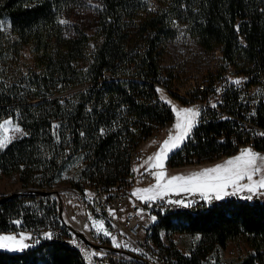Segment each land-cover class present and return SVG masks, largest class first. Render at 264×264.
Returning <instances> with one entry per match:
<instances>
[{
  "label": "trees",
  "instance_id": "16d2710c",
  "mask_svg": "<svg viewBox=\"0 0 264 264\" xmlns=\"http://www.w3.org/2000/svg\"><path fill=\"white\" fill-rule=\"evenodd\" d=\"M86 11L94 25L85 21ZM182 29L205 52L220 49L222 62L206 71L231 66L238 78H247L225 87V113L201 111L168 163L213 161L246 145L264 151V135L245 126L249 121L264 130V90L256 115L242 97L264 79V0H0V120L12 116L24 132L0 149V176L17 174L22 185L0 196V231L15 230L16 218L34 229L59 216L60 204L48 190H55L77 156L82 166L73 189L82 195L85 185L96 188L90 208L103 196L123 193L134 152L175 120L156 84L172 88L176 82L173 72L180 68L165 71L161 61ZM176 90L168 92L189 103ZM201 93L194 89L191 95ZM174 196L186 203H155L148 230V241L169 264H202L214 247L238 237L252 249L239 264H264V196ZM162 231L199 234V240L187 255L172 241L165 245ZM70 237L56 235L19 251L0 249V264H115V256L126 255L113 249H104L107 256L86 255L93 246Z\"/></svg>",
  "mask_w": 264,
  "mask_h": 264
},
{
  "label": "rangeland",
  "instance_id": "374dc122",
  "mask_svg": "<svg viewBox=\"0 0 264 264\" xmlns=\"http://www.w3.org/2000/svg\"><path fill=\"white\" fill-rule=\"evenodd\" d=\"M83 15L86 22L91 21V24L94 25V20L90 11H86L85 13H83ZM7 26V21H4L3 27L7 29ZM221 62L222 55L219 48L211 52H205L189 36V34L182 29L180 36L176 40L168 44V47L166 48V51L162 56L161 64L164 67L165 71H169L173 68H180L181 70H183L184 79L182 80V82L178 81L173 84L177 90L180 89L181 93L184 94L185 89H191L193 87L194 81L198 79L204 71L212 69L216 65H219ZM158 89L162 90V94L167 98V100L172 101V103L175 104L178 108L196 107L199 108L201 112L202 109L197 103L189 102L187 104H184L180 98L172 93H169L162 87L157 86V90ZM158 95L159 99L162 100L161 92H158ZM5 121L10 122V124L7 125L8 131L7 133H4L3 130L0 129V136L7 135L8 137L12 138V141L24 134L21 126L12 116L1 119L0 125H4ZM175 123L176 116L172 125L160 127L156 131L158 134L157 136L153 135L142 142V144L133 154V174L132 176L128 177L127 185L122 189V192H124V194H128L129 196L134 198V206H136L140 210H143L144 214L149 212L150 217L148 219H151V224L154 223V220L156 219V213L152 210V207L155 205V203H159L158 205H161V203H163L164 201L168 202L171 200L177 203H186V200L182 199V197L176 198V196H174L177 193L193 194L196 195V197L203 198L198 192L194 193L187 191H170L166 194H161L155 199L151 200L141 199L139 195L134 194L138 189L153 188L157 184V179L154 173L161 171V169L152 168V162L150 161L146 164L145 161H147L150 156H153L159 150L164 140H166L170 134L175 135ZM17 127L22 131H16ZM246 148H251L254 152L264 155V151H256L251 145H246L242 147L239 152L232 156H223L213 161L199 163L196 162L182 166H173L169 164L167 157L165 161V168L163 170L167 173L166 178H170L174 175L187 176L191 173L199 172L206 168H212L216 165L224 164L229 159L239 155L240 151ZM170 153L168 154V156L170 155ZM81 160L82 159L77 156L70 162L65 171H63L61 179L55 187L53 195L57 202H59L61 207L59 210V216L55 215L50 222L46 223L43 226L40 225L34 229L28 228L26 222H24L21 218H16L12 220V223L15 224L16 229L13 230V228H10L8 230L0 231V234L18 235L20 233H24L27 237H29L24 241L29 246L34 245L42 240L49 239V236L47 235L49 233L51 234L50 238L56 235H71L70 240L74 241L75 234L73 228L76 227L73 223V219L81 218L86 223V230L83 231H85L95 243L104 245L105 247L113 246L123 248L128 252L139 255L143 260L145 259V257L147 258L149 254L154 255L162 263L169 264L165 254L163 253V250L153 242L149 241L150 249L147 252L143 250L140 251L127 236L114 230L112 223L107 217L106 209L104 208V196L102 198L101 204H95L96 207L94 206V210L87 205V203H94V198L96 197L97 193L95 187L85 185L83 194H77V191L74 190L77 189V186H75L74 183L82 166ZM144 169H149L152 174V177L149 180H140L134 176L135 172L137 174L142 172ZM246 182L247 181H243L242 183ZM20 190H22V185L17 174L0 176V196L8 195ZM229 191L231 192V189H229ZM237 194L249 196L255 195L258 197L264 196L259 193L253 194L247 191ZM145 202H148L149 205L146 206ZM32 204V200L26 202V205ZM36 208H39L38 205H36ZM15 221H19V223H14ZM99 222L103 223L102 229L98 228ZM148 230L149 229H146L144 231V233H147V240L149 234ZM105 232H107L108 234L106 235ZM197 236L199 237V234H190L186 232H174L166 234L165 231H162V239L165 245H168L169 242L172 241L176 248L187 255L189 254L191 248H193L198 242L199 239H196ZM251 250L252 249L245 238L238 237L236 239L230 240L225 247H214L207 254V257L203 260L202 264H239L241 259L245 257ZM104 252V249H98L91 246L86 248V255H93V253H95L99 256H107ZM121 257L123 258V260H121L122 263L140 264L136 262L137 259L131 254L126 253L125 256L122 255Z\"/></svg>",
  "mask_w": 264,
  "mask_h": 264
},
{
  "label": "snow or ice",
  "instance_id": "6c2138e0",
  "mask_svg": "<svg viewBox=\"0 0 264 264\" xmlns=\"http://www.w3.org/2000/svg\"><path fill=\"white\" fill-rule=\"evenodd\" d=\"M60 23L67 22L61 20ZM234 83L239 85L241 81L236 80ZM157 91L161 92V99L171 105L175 113L176 123L174 128L176 131L175 135L170 134L164 140L159 150L145 161L146 164L151 161L152 168L161 169V171L154 173L157 184L153 188L138 189L134 193L135 195H139L141 199L146 200L155 199L157 196L170 191L198 192L206 200L212 198L222 199L224 196L235 195L244 191L264 195V191H262L264 190V155L254 152L251 148L242 149L239 155L229 159L224 164L206 168L187 176L174 175L166 178L167 173L163 169L165 168V161L168 154L179 148L183 141L190 137L192 129L198 123V117H200L201 112L196 107L178 108L172 101L167 100L162 94V90L158 89ZM8 124L10 122L5 121L4 125H0V129L4 133L8 131ZM16 131L19 132L22 130L17 127ZM261 135H264V133H261ZM11 139L7 135L0 136V149L6 148L11 142ZM243 181L247 182L242 183ZM229 189H231V192ZM245 198L251 199L252 197L248 196ZM14 223L18 224L19 221H15ZM98 228H103L102 222L98 223ZM105 234L107 235L108 233L105 232ZM47 235L50 238L51 234L49 233ZM28 238L24 233L18 235L0 234V249H8L11 251L23 250L29 247L24 242ZM196 239L198 240L199 237L197 236Z\"/></svg>",
  "mask_w": 264,
  "mask_h": 264
},
{
  "label": "built area",
  "instance_id": "2783aa9c",
  "mask_svg": "<svg viewBox=\"0 0 264 264\" xmlns=\"http://www.w3.org/2000/svg\"><path fill=\"white\" fill-rule=\"evenodd\" d=\"M173 74L176 82H182L184 79V73L181 69H176ZM245 78L247 77L243 76L238 78L237 70L231 66L225 68L219 67L210 71H205V73H203L198 79L194 81L193 87L191 89H185L184 94L181 93L180 89L176 91L178 94L185 97L189 102L197 103L202 110L204 108H212L218 110L220 113H225L221 108V105L224 104L223 91L225 87H227L229 84L231 85V83L235 86H239L240 84L237 85L234 83V81L240 80L242 82ZM258 79L259 81L257 83L251 84L245 88L244 91H246V94L244 95L243 93L242 96L244 103L249 104L250 115H256L255 112L259 104L261 90H264V79L261 77ZM157 86L162 87L166 91L175 90V88H173L174 86L172 88H167L164 85L156 84V87ZM194 89L204 91V93L199 94L197 97H192L191 92ZM213 105H215V107H213ZM245 126L246 130L250 131L252 135L260 136L261 133H264L263 129L258 128L249 121L245 123ZM153 135L157 136L158 134L155 132L151 136ZM133 159L134 156L132 161ZM151 175L152 174L149 169H144L140 173L136 174L135 172L134 176L140 180H149L152 177ZM133 201L134 198L128 194H124L123 192L122 194L116 196L105 197L103 204L104 208L106 209L107 217L112 223L114 230L127 236L140 251L143 250L147 252L150 249V243L147 240V233H144V231L150 227L151 219H148L150 215L149 212L144 214L143 210H140L134 206ZM121 260H123V258L119 256L115 264H122ZM145 260L151 264H165L162 263L157 257L150 254L147 258L145 257ZM104 263L109 264V261L104 260Z\"/></svg>",
  "mask_w": 264,
  "mask_h": 264
},
{
  "label": "water",
  "instance_id": "95a60500",
  "mask_svg": "<svg viewBox=\"0 0 264 264\" xmlns=\"http://www.w3.org/2000/svg\"><path fill=\"white\" fill-rule=\"evenodd\" d=\"M55 191V190H54ZM53 190H48V192H51V193H54ZM16 192L14 193H11V194H8V195H4L3 196V199L7 198L8 196L12 195V194H15ZM258 200V199H256ZM61 208V207H60ZM74 229V234L78 237H80L82 239V241H84L85 243L89 244V245H92L93 247L95 248H98V249H113L115 251H118L120 253H127V254H131L133 255L135 258H141L139 255L137 254H134V253H131V252H128L126 251L125 249L123 248H120V247H113V246H104V245H100V244H97L95 243L91 238L90 236L83 230H79L77 228H73ZM149 264H151L150 262H148Z\"/></svg>",
  "mask_w": 264,
  "mask_h": 264
},
{
  "label": "bare ground",
  "instance_id": "6f19581e",
  "mask_svg": "<svg viewBox=\"0 0 264 264\" xmlns=\"http://www.w3.org/2000/svg\"><path fill=\"white\" fill-rule=\"evenodd\" d=\"M73 223L77 229L86 230V223L81 218H74Z\"/></svg>",
  "mask_w": 264,
  "mask_h": 264
}]
</instances>
